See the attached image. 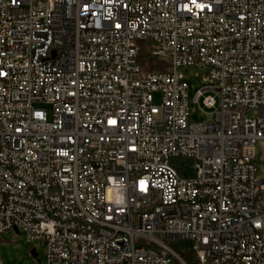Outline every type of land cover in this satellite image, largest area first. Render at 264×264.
Masks as SVG:
<instances>
[{
  "label": "built area",
  "instance_id": "2783aa9c",
  "mask_svg": "<svg viewBox=\"0 0 264 264\" xmlns=\"http://www.w3.org/2000/svg\"><path fill=\"white\" fill-rule=\"evenodd\" d=\"M195 67L212 121L191 118ZM260 140L264 0H0V244L17 228L46 264H189L175 241L264 264Z\"/></svg>",
  "mask_w": 264,
  "mask_h": 264
},
{
  "label": "rangeland",
  "instance_id": "374dc122",
  "mask_svg": "<svg viewBox=\"0 0 264 264\" xmlns=\"http://www.w3.org/2000/svg\"><path fill=\"white\" fill-rule=\"evenodd\" d=\"M185 76L190 80V101H191V118L196 122H208L214 120L216 108H207L203 105L202 99L194 102V97L199 88L203 85L202 73L205 71L201 67L190 68L189 72L181 69ZM197 74V75H195ZM161 103V94L159 92L154 95V104ZM251 117L257 116V112L251 111ZM256 163L258 167V175L264 179V140H260L256 146ZM181 255L186 250V246L182 242L169 243ZM138 245H148V241H140ZM35 248L37 256L32 255L31 249ZM189 248V247H188ZM0 251L5 264H46V252L40 240H35L32 243L26 242V235L22 229L19 231L9 230L2 234ZM184 258V256H183ZM185 259V258H184ZM188 263L196 264V260H186Z\"/></svg>",
  "mask_w": 264,
  "mask_h": 264
},
{
  "label": "trees",
  "instance_id": "16d2710c",
  "mask_svg": "<svg viewBox=\"0 0 264 264\" xmlns=\"http://www.w3.org/2000/svg\"><path fill=\"white\" fill-rule=\"evenodd\" d=\"M178 242H182V243H184L185 246H186L187 248H186L185 252H183V255H181L177 250H176V251H177L182 257L184 256V258H185L186 260H190L191 258L194 259V260H196L195 254H194V252L191 250L189 243H188V242H185V241H178ZM188 247H189V248H188ZM185 259H184V260H185ZM186 262H187V261H186ZM187 263H188V262H187ZM189 264H192V263H189Z\"/></svg>",
  "mask_w": 264,
  "mask_h": 264
},
{
  "label": "bare ground",
  "instance_id": "6f19581e",
  "mask_svg": "<svg viewBox=\"0 0 264 264\" xmlns=\"http://www.w3.org/2000/svg\"><path fill=\"white\" fill-rule=\"evenodd\" d=\"M97 22H88V31H96Z\"/></svg>",
  "mask_w": 264,
  "mask_h": 264
},
{
  "label": "water",
  "instance_id": "95a60500",
  "mask_svg": "<svg viewBox=\"0 0 264 264\" xmlns=\"http://www.w3.org/2000/svg\"><path fill=\"white\" fill-rule=\"evenodd\" d=\"M15 231H19L17 228H15ZM31 253H32V255H34V256H37V251H36V249L35 248H32L31 249Z\"/></svg>",
  "mask_w": 264,
  "mask_h": 264
}]
</instances>
